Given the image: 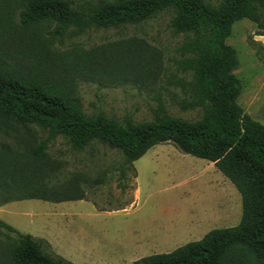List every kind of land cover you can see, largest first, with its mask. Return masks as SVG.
Returning a JSON list of instances; mask_svg holds the SVG:
<instances>
[{
	"label": "rangeland",
	"instance_id": "rangeland-1",
	"mask_svg": "<svg viewBox=\"0 0 264 264\" xmlns=\"http://www.w3.org/2000/svg\"><path fill=\"white\" fill-rule=\"evenodd\" d=\"M23 1L0 0L3 72L28 86H47L88 116L101 112L132 124L166 115L186 122L201 118L202 108L192 102L196 56L186 48V35L173 26L171 11L136 25L72 27L62 37H51L52 25L19 24ZM74 1L99 5L117 0ZM205 1L215 5L220 0ZM254 9V19L233 24L225 44L235 52L231 74L239 81L237 103L264 124V5L255 1ZM133 44L141 50L137 61L135 54L130 61L118 55L117 50ZM108 49V63L96 65L92 54L99 56ZM39 147L41 168L50 170L44 180L47 186L76 189L61 199L75 193L83 199L17 200L21 192L12 191L14 201L3 204L0 197V221L42 239L43 251L51 257L72 264H131L171 253L211 230L240 222L241 198L230 181L209 161L183 154L172 144L155 145L127 164L120 150L98 141L78 148L47 128L0 118V148L7 151V164L0 169L1 188L3 181L11 185L18 169H38L23 154L25 148ZM13 243L14 235L0 228V264H10Z\"/></svg>",
	"mask_w": 264,
	"mask_h": 264
},
{
	"label": "trees",
	"instance_id": "trees-1",
	"mask_svg": "<svg viewBox=\"0 0 264 264\" xmlns=\"http://www.w3.org/2000/svg\"><path fill=\"white\" fill-rule=\"evenodd\" d=\"M264 0H117L99 5L74 0H24L18 12L22 27L52 25L51 37H62L69 28H116L140 24L162 11L173 13L172 24L188 38L186 48L196 56L193 65V104L202 108L199 120L186 122L164 116L139 124L120 123L99 112L88 116L66 97L47 86H28L23 80L0 70V118L22 126L37 125L53 135H63L82 148L98 141L118 149L127 164L140 159L151 147L172 144L183 154L207 160L230 181L241 198V218L235 227L214 229L200 240L187 243L171 253L154 254L131 264H264V124L245 114L237 103L238 79L231 74L236 66L234 50L225 44L233 24L254 19V2ZM118 55L136 61L141 50L133 44L117 50ZM116 52V53H117ZM96 65L110 60L109 49L92 54ZM24 158L38 169H18L11 185L3 181V204L20 199L45 201L82 200L80 193L63 197L76 189L51 186L44 180L50 170L41 168V150ZM7 151L0 148V169H5ZM1 177V175H0ZM39 180V181H38ZM35 181L38 184L35 185ZM48 192H54L49 196ZM16 200V199H15ZM0 228L14 235L10 264H72L43 251V240L22 234L0 221Z\"/></svg>",
	"mask_w": 264,
	"mask_h": 264
},
{
	"label": "crops",
	"instance_id": "crops-1",
	"mask_svg": "<svg viewBox=\"0 0 264 264\" xmlns=\"http://www.w3.org/2000/svg\"><path fill=\"white\" fill-rule=\"evenodd\" d=\"M134 162H135V161H134ZM209 163H210V164H209V165H210V167H212V168L216 169L213 163H211V162H209ZM216 170H217V169H216ZM221 181H223V180H221ZM221 184H222V182H221Z\"/></svg>",
	"mask_w": 264,
	"mask_h": 264
}]
</instances>
